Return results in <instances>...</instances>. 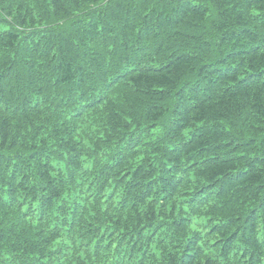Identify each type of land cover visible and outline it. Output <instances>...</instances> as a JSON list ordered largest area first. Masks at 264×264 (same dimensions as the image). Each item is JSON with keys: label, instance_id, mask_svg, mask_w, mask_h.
Instances as JSON below:
<instances>
[{"label": "trees", "instance_id": "1", "mask_svg": "<svg viewBox=\"0 0 264 264\" xmlns=\"http://www.w3.org/2000/svg\"><path fill=\"white\" fill-rule=\"evenodd\" d=\"M0 264H264V0H0Z\"/></svg>", "mask_w": 264, "mask_h": 264}, {"label": "snow or ice", "instance_id": "2", "mask_svg": "<svg viewBox=\"0 0 264 264\" xmlns=\"http://www.w3.org/2000/svg\"><path fill=\"white\" fill-rule=\"evenodd\" d=\"M252 227L255 229V220L252 221Z\"/></svg>", "mask_w": 264, "mask_h": 264}]
</instances>
